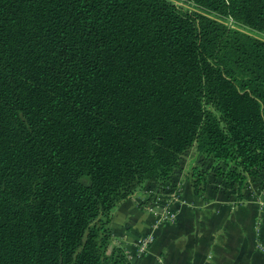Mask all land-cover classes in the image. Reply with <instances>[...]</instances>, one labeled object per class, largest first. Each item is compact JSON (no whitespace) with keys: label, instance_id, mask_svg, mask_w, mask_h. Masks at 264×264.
<instances>
[{"label":"trees","instance_id":"16d2710c","mask_svg":"<svg viewBox=\"0 0 264 264\" xmlns=\"http://www.w3.org/2000/svg\"><path fill=\"white\" fill-rule=\"evenodd\" d=\"M194 149L263 187L264 0H0V264H133L113 210Z\"/></svg>","mask_w":264,"mask_h":264},{"label":"crops","instance_id":"0c3cea01","mask_svg":"<svg viewBox=\"0 0 264 264\" xmlns=\"http://www.w3.org/2000/svg\"><path fill=\"white\" fill-rule=\"evenodd\" d=\"M196 165L211 168L208 187L202 192L195 191L188 178ZM214 165L191 150L171 182L147 183L120 202L112 213L113 244L134 252L138 238L153 230L154 216L146 209L152 199L150 190L164 198L165 191L172 193L181 186L184 202L176 204L177 222L157 229L151 250L134 257L133 264H264V253L255 242L256 219L260 213L264 218V185L259 188L251 181L241 195L234 184L214 175Z\"/></svg>","mask_w":264,"mask_h":264},{"label":"built area","instance_id":"2783aa9c","mask_svg":"<svg viewBox=\"0 0 264 264\" xmlns=\"http://www.w3.org/2000/svg\"><path fill=\"white\" fill-rule=\"evenodd\" d=\"M181 186H176L172 193L165 191L164 198L160 196L159 191L150 190L149 198L151 201L147 204L146 209L154 216L153 230L150 233L141 235L136 242V249L134 252L129 253L128 257L132 261L135 258H141L143 255L151 250L152 245L156 240L155 231L159 229L163 224H174L178 220V208L176 204L184 202ZM153 194V197L150 195ZM264 218L260 213L256 219L255 234H256V246L264 253V235H263Z\"/></svg>","mask_w":264,"mask_h":264},{"label":"rangeland","instance_id":"374dc122","mask_svg":"<svg viewBox=\"0 0 264 264\" xmlns=\"http://www.w3.org/2000/svg\"><path fill=\"white\" fill-rule=\"evenodd\" d=\"M172 1L178 2V0H172ZM179 4H184V5H186L187 7H189V6H190V4H189V3H185L184 1H183V2H182V1H180V2H179Z\"/></svg>","mask_w":264,"mask_h":264}]
</instances>
